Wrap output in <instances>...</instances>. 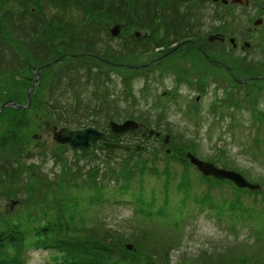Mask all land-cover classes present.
<instances>
[{"label": "rangeland", "instance_id": "obj_1", "mask_svg": "<svg viewBox=\"0 0 264 264\" xmlns=\"http://www.w3.org/2000/svg\"><path fill=\"white\" fill-rule=\"evenodd\" d=\"M134 2L126 7L127 10L124 9V16L135 18L127 27L124 26L127 22L123 16L112 21L111 15L102 18L94 15L88 23H80V31L89 24L96 29V37L89 35L88 40L95 44L101 42L109 56L103 60L102 55L101 60L98 55L94 60L87 59V62L95 65L91 70L92 75L96 72L95 77H90L87 65L78 72L84 74L83 81L88 82V90H84V98L78 104L93 105L91 99L95 95L91 93V83L101 84L97 92L106 91L107 95L109 85L105 87L103 81L107 79L112 85L109 78L116 79V82L112 79L116 93L111 91L112 96L108 100L105 95L102 104L98 105L99 113L90 118L83 111L72 110L70 96L73 94H69L70 90H66L64 95L58 90L60 100H55L58 97L50 95V84L39 87L41 82L34 87V96L28 106L23 109L5 107L0 113V225L4 221L31 218L32 215H38L39 220L42 218L44 221L47 214L43 213V209L57 213L66 201L70 204L76 202V210L72 208L68 212L73 214V224L79 227L76 234L101 240L113 251L119 245L123 251L137 256L134 263L215 264L218 258L223 262H237L239 256L244 255L250 264H264V121L260 122V113L252 112L249 106L225 105L220 109L221 103L218 102V109L217 106L213 108L216 112L210 110L212 106H209L213 93L211 86L214 82L226 83V86L234 89L233 98L242 104L257 99L256 110L264 117V81L259 84L258 80L250 78L249 81L255 84L253 88L232 83L223 65L234 67L235 79L255 76L257 72L254 69H263L264 39L262 43L255 40L252 47L244 52L238 45L231 48L228 44L222 50L221 43L204 41L212 26L228 34L238 33V27L244 30L247 22L243 19V13L250 11L243 9L242 3L227 11L220 1L146 0L147 9H138V13L140 10L141 13L136 15L131 12ZM121 9L118 8V11ZM46 14L52 18L54 14L61 15L50 7ZM78 15L74 21H71L73 11L69 10L61 16L68 24L66 27H73L77 18L81 20L83 13ZM137 19H140L138 24ZM115 27L118 32L111 35L109 30ZM133 27L148 29L149 36L135 41L130 36ZM68 28L65 38L63 36L65 42L71 34ZM262 35L260 33V39ZM217 38L220 36L209 37L211 40ZM81 41L82 38L77 39V42ZM99 45L97 43L96 46ZM182 51L183 55L178 56L177 53ZM168 52L171 54L168 55ZM88 54L93 55L92 52ZM204 55L219 63H210ZM112 61L115 64H111ZM77 63L83 61L78 60ZM68 64L64 62L63 69ZM7 66L5 62L1 64V68L6 69ZM21 70L15 71V80L26 79L29 84L26 87L20 83L15 85L2 76L0 101L12 98L7 95L14 91L20 96L13 99L26 103L28 88L36 80L35 68H28L26 64L25 69ZM119 72L128 76L129 93L123 97L119 94L121 88L118 89L119 78L115 74ZM173 74L179 84L178 89L173 88ZM195 79L206 82L208 89L200 95V104L194 106L191 100L197 94V89L183 81L192 82ZM73 81L80 95L82 89L78 88L79 81ZM244 91L249 95L243 94ZM125 93L122 90V94ZM219 93L222 94V91ZM57 104H65L66 111H61ZM125 107L131 114L137 115L133 119L138 126L144 130L146 127L153 132L158 131L159 134L149 135V131H146L143 136L139 129L122 133L118 142L128 145V148L116 146L113 154L92 149L95 156L77 160L67 144L62 145L53 139L54 126L57 129L61 126L77 129V121L92 126L97 124L105 132L106 113L113 116L111 120L122 123L124 117L121 114L126 112ZM166 135L168 141L163 143ZM140 145L144 148L136 150ZM175 146H180L183 151L176 152ZM187 152L214 163L216 167L242 174L249 181L257 183L259 189L254 192L242 188L240 196H234L231 181H215V178L213 180L202 175L186 157ZM126 156L137 163L140 157L143 158L146 169L136 174L130 171L133 168L121 171L119 166L126 162ZM140 193L152 205L154 213L162 212L160 216L140 217L139 212L143 211L136 202ZM207 197L215 202H225L222 204L224 213L219 219L214 215V210L209 209ZM145 205V202L141 203V206ZM227 213L251 215V219L248 223H237L234 231L227 221ZM237 240L243 244L236 246L239 243ZM229 244H232L231 248L227 246ZM23 253L27 254L26 264H64L58 258L61 253L54 248H28ZM129 259H126L127 264H134ZM245 261L242 264H246Z\"/></svg>", "mask_w": 264, "mask_h": 264}, {"label": "trees", "instance_id": "obj_2", "mask_svg": "<svg viewBox=\"0 0 264 264\" xmlns=\"http://www.w3.org/2000/svg\"><path fill=\"white\" fill-rule=\"evenodd\" d=\"M133 1L136 2V4H134V2L133 6H131V12H133V14L140 15L141 10L140 13H138V9H147L148 7L146 0H0V78L4 76L7 81H11L10 83L14 82L15 85L20 83L21 86L24 85V87H26L29 84V81L26 79L15 80L16 75H14L15 71H22L21 69H25L26 64L28 68H36L60 54L78 53L81 51L87 53L92 52L98 56L102 55V57L109 56L105 53L107 50L105 51L101 42H97L100 45L96 46L97 43H90L88 40V37H90L89 35H93V38L96 37L97 31L95 28L90 27L89 24L88 26H85L84 30L80 31V23H87V21L92 19L94 15L96 18L111 15L112 21H116L117 17L123 16L122 18H125L123 20L127 22L124 23V26L126 27L127 25H130L131 20L135 19L134 17L129 18L124 16V9L127 10L126 7L129 4L131 5ZM48 7L55 8L56 11L61 13V15H64L69 10L73 11L74 16L71 17V21H74L76 17H79L78 14L80 13H83V16L81 17V20L77 18L75 22L76 26H68V28L66 27V25H68L65 23L66 21H63V16H56V14H54L55 17L53 18L47 16L46 12ZM120 7L123 9L119 12L118 8L120 9ZM170 16L171 14L168 17ZM139 20L140 19H137V24ZM185 22L187 21H184L183 23ZM67 28L71 31L72 35L65 42L64 34L66 33ZM78 38H82L83 41L77 42ZM137 41L139 42L140 40ZM14 50L17 52L15 53ZM82 58L94 60L95 57L77 58L78 60L83 61V63L78 64L77 59V61H75L76 63L73 61L75 57L64 56L58 61V63H52L42 70V79L39 87H45L44 84H50V95L54 94L55 97H58L54 98L55 100H60V94L57 92L58 90H60V93L63 95L66 90L68 92L70 90L69 94H74L77 101V106L75 105L72 110L83 111V114L88 115L93 112V110L96 112L94 100L99 97V91L91 92L95 95V98L91 99V102H93L92 106H90V104L89 106H80V104H78L84 98V90H88V82L83 81L85 75L78 72L84 70L87 64H92L87 63L88 60ZM14 61L16 62V65ZM3 62L8 64L6 69L1 68ZM64 62H69L66 69H63ZM87 68L90 70L91 74V68L89 66H87ZM13 79L15 81H13ZM73 79L79 81L78 88L82 89L80 95L77 93V88L74 87ZM109 79L112 82V85L107 86V100L109 96H112L111 91L112 93H116L115 83L113 82H116V79L112 77ZM94 85L95 89H98L101 86V84H98V86L96 83ZM111 86H113L112 90ZM118 89H120L119 86ZM121 89L119 90L120 96H126V93L122 94L123 89ZM15 93L14 91H10L8 92L7 97L16 99L17 96H20V94L15 95ZM65 102H67V100ZM59 105L60 104H57L59 108H62L61 111H66L67 108L65 104L64 106ZM53 106H56V104ZM215 107L216 106H214V108ZM223 107L225 106H220L219 108L221 109ZM82 108H84V110H82ZM57 109L58 108H56V110ZM124 110H126V112H122V117L137 118V115L131 114V111L128 108L125 107ZM213 111L216 112V109H213ZM107 114L108 112L106 113V117L114 119L111 114H108L110 116ZM108 140L113 142L117 141L115 136L108 138ZM96 146H98V150L106 153L105 147L100 142L99 144L92 146L90 149L81 151L79 153L81 159L95 156L96 154H92L94 153L93 150L96 149ZM174 150L176 152L183 151L181 148L178 150L175 147ZM124 158L127 159V156ZM142 159L143 158L141 157L138 159L139 163H137L136 160L131 162L130 159H127L126 162H123V166H119V168H121V171L125 168H133L130 171H134L133 173L136 174L139 170L141 171L146 167V161H142ZM145 159L149 160L147 157ZM124 171L126 172V170ZM233 189L234 196H240L242 188L233 187ZM251 191L256 192L257 190ZM138 198L144 199L142 198L141 193L137 196V199ZM42 200L45 201L44 198ZM207 200L206 203L210 205L209 209L214 210V215L219 219L224 213L222 204L225 202H215L213 198H208ZM238 203L239 202H237V204ZM76 207V202L70 204V202L66 201L65 204L59 208L60 211L58 210L57 213L43 209V213L45 212V214H47L46 219L44 218L45 215L43 217V219H45L44 221L42 218L39 220L38 215L35 217L32 215L33 217L31 218L23 217L19 220L4 221V223L0 225V264H25V256L27 254H24L23 252L26 253L28 248H36L45 245L55 246V248L61 253V257L71 260L72 264H127L128 262L126 259H129L130 256L131 259L129 260L133 263L136 261V255L132 252L123 251L119 245L114 247L113 251L101 240L80 237L76 234L79 232V227L77 228L76 223L75 225L73 224V214L68 213L72 208L76 210ZM48 208H50V206ZM139 213L140 217L150 216L149 218L160 216L162 214V212L157 214L154 213V211L147 213L145 210ZM233 214L234 213H227V221L234 231L237 228V223H248V220L251 219V215ZM257 240L258 237L255 241ZM238 241L239 243H237L236 246L243 244L240 240H237L236 242ZM231 245L232 244H229L227 246L231 248ZM239 260L237 262L227 260L223 262V259L221 260L218 258L215 264H242L245 260L246 264H250V261L244 255H240ZM134 264H139V262Z\"/></svg>", "mask_w": 264, "mask_h": 264}, {"label": "flooded vegetation", "instance_id": "obj_3", "mask_svg": "<svg viewBox=\"0 0 264 264\" xmlns=\"http://www.w3.org/2000/svg\"><path fill=\"white\" fill-rule=\"evenodd\" d=\"M197 1H204V0H197ZM212 1H215V2L216 1H220V2L224 3L225 4V9L227 11L235 9V5H238V4L242 3V4H244V8L243 9L247 8L248 11H250L252 13H250V12L248 14L247 13L246 14L243 13V15H245L243 19H245L246 22H247L246 27H245L244 30H240V27H238V29H237L238 33L235 32V33H232V34H228L226 32H221L220 30H218L219 28H214L212 26V27H210L209 33H207L205 38H204L205 42L207 41L209 43H213V42L217 41V42H219V43H221L223 45L222 46V50H225L224 46H227L228 44L231 45L230 46L231 48L232 47L236 48L237 45H238V46H240V50L243 51V52H244V50H247V49L251 48L252 47V43L255 40L256 41H260V43H262V40L264 39V35H262L261 39H260V33L264 34V0H226V1H224V0H212ZM232 18H234V17H232ZM217 35H219L220 38H222V39H220V38H217V39H214V40L209 39L210 36H216L217 37ZM257 36H258V38H257ZM185 48L187 49V47H185ZM169 51H171L173 53L175 52L173 50H169ZM183 51L182 52H178L177 53L178 56L179 55L182 56L183 55ZM171 52H169L167 54L170 55ZM204 56H205V58L207 60H209L210 63H213V62L214 63H219V62H217V60H214L213 58H210L208 55H204ZM210 65H213V64H210ZM223 65H225V67H226L225 71H226L227 75H229V77L231 79L230 82H232V83L238 82V84H242V86L243 85H247V86H252V88H253L254 87L253 86L254 81L250 82L249 81L250 78H254V79L258 80L259 84H261L264 81V64L262 66L263 69H259V68L257 70L254 69V72H257V74L255 76H248L246 79L242 78L243 80H241V78L235 79L236 76H234V67H231L229 64H223ZM260 70H262V71H260ZM258 71H260V72H258ZM160 72H162V71H160ZM172 76H173L172 80L175 79V75L173 74ZM184 83H187V82L184 81ZM190 84H192L194 87H196V89L201 88L203 91L208 89V87H207L208 84L206 82L200 83L199 80H196V79L193 80L192 82L188 83V85H190ZM225 84L226 83L220 84L218 82H214V84L211 86L212 87L211 89L215 88L217 90V95L219 97H221V100H219V102H222V101L225 100V98H224L225 95L234 94V93H232V92H234L233 91L234 89L230 85L226 86ZM174 85H175V81H174ZM174 85H173V88H174ZM263 86H264V84H263ZM220 90L222 91V94L219 93ZM242 93L243 94L245 93L246 96L249 95V93L246 92V91H244ZM243 98L246 99V97H243ZM6 99H8V98H6ZM6 99L4 98L3 100L0 101V107L3 106L2 104L4 103V101ZM196 99L198 100V97H196ZM248 99H250V98H248ZM230 100L232 102L236 101V99L233 98V96L230 97ZM237 102L239 104L237 106H250L251 104H252V106H254V105L256 106L257 99L253 100V101L248 100L244 104H242L240 102V100H238V99H237ZM6 106H11V105H9V104L8 105H4L3 110H4V108Z\"/></svg>", "mask_w": 264, "mask_h": 264}, {"label": "water", "instance_id": "obj_4", "mask_svg": "<svg viewBox=\"0 0 264 264\" xmlns=\"http://www.w3.org/2000/svg\"><path fill=\"white\" fill-rule=\"evenodd\" d=\"M226 1V0H224ZM111 32L113 34H117V27L111 29ZM132 35L135 38H138L140 36H148L149 31L147 29L138 30V28L132 29ZM214 37V36H212ZM60 59V57L56 58ZM49 65V63H46L44 66ZM41 67H38L36 70L37 79L39 78V71ZM37 81L33 82L28 90V103L30 102L31 93L35 86ZM15 106L18 108H23V105H18L14 101L10 100ZM111 129L114 133H119L121 131H125L129 128H135L137 127L136 122L133 120H127L122 123H116L114 121L110 122ZM104 136L103 132L98 131L94 127H86L84 129L79 130H71L66 127H63L59 129L58 131L54 130L53 138L60 142V143H67L73 148H86L90 145V143H93L96 139L101 138ZM105 145L108 146V150L111 151V147L114 145L109 142H105ZM187 156L190 158V161L196 165V167L203 173L207 175H212L217 178H228L232 181H234L238 186L240 187H248L250 189H255L258 187V184H253L249 181H247L241 174L233 171V170H227L224 168H217L214 166L211 162H206L203 160H200L196 156L192 155L190 152H187ZM127 247L130 248V245H127Z\"/></svg>", "mask_w": 264, "mask_h": 264}, {"label": "bare ground", "instance_id": "obj_5", "mask_svg": "<svg viewBox=\"0 0 264 264\" xmlns=\"http://www.w3.org/2000/svg\"><path fill=\"white\" fill-rule=\"evenodd\" d=\"M89 22V21H88ZM87 22V23H88ZM129 26V25H127ZM96 30V29H95ZM72 35V33L70 34V36ZM68 56H73L75 57V59L77 58H80V57H90L89 54L87 52H84V51H81V52H78V53H67ZM82 59H85V58H82ZM78 60V59H77ZM87 60V59H85ZM52 62H56V60H53L51 59ZM81 61V60H80Z\"/></svg>", "mask_w": 264, "mask_h": 264}]
</instances>
